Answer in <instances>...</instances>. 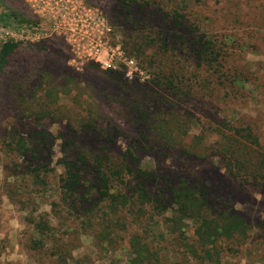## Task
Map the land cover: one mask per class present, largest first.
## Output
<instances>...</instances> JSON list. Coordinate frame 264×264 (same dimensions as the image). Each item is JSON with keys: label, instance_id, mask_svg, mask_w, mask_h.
<instances>
[{"label": "rangeland", "instance_id": "1", "mask_svg": "<svg viewBox=\"0 0 264 264\" xmlns=\"http://www.w3.org/2000/svg\"><path fill=\"white\" fill-rule=\"evenodd\" d=\"M136 3L0 0V14L17 17L0 25V53L17 45L0 59V264H130L132 236L157 250L160 264H264V0ZM143 3L163 16L154 25L130 13ZM206 40L217 46L215 68L193 51V41ZM112 54L116 73L98 63ZM135 68L138 81L126 80ZM37 132L51 137L47 153L38 151ZM14 134L31 150L23 158L6 151ZM132 146L140 167L153 174L150 192L166 197L185 181L204 192L213 212L239 216L247 240L220 242L211 257L198 249L196 257L175 236L146 235L125 211L108 234L97 223L103 214L90 212V171L80 198L61 199L64 159L83 155L91 164L101 154L116 164ZM39 164L48 170L44 187L27 176ZM40 221L51 229L45 240L47 231L35 229ZM187 227V243L197 249L195 227Z\"/></svg>", "mask_w": 264, "mask_h": 264}, {"label": "trees", "instance_id": "2", "mask_svg": "<svg viewBox=\"0 0 264 264\" xmlns=\"http://www.w3.org/2000/svg\"><path fill=\"white\" fill-rule=\"evenodd\" d=\"M122 3L129 7L136 3V0H122ZM146 6L147 3H143V5H138L140 9L133 10L134 8H131L130 13L136 11L134 15L143 19L146 18L148 23L154 25L163 16L147 12ZM16 18L12 14H0V25L8 27L11 19ZM172 21L177 29L182 26L181 21L177 17H174ZM21 23L29 24L30 22L21 20ZM179 39L181 40V38ZM193 43L195 44L193 51L199 60L213 68L218 66L219 54L216 51L217 46L215 43L210 40L205 42L193 41ZM16 48L17 45L14 43L6 44L0 53L1 61H5V58ZM165 58H160L162 61H159L157 65V69L161 73L166 69V65L163 63ZM167 61V63H170L168 58ZM36 137L39 153H43V151L47 153L48 142L51 137L45 132H37ZM63 145L65 146L64 153L66 158L69 156V144L64 142ZM5 148L7 152L18 158H23L31 152L25 139L15 134L12 136L11 142L5 145ZM136 152V149H133L132 146L127 151L122 162L116 164L112 163L110 157L102 156L101 154L96 156L91 164H88L83 155H80L74 163L64 159L62 164L64 175L60 178L61 199L67 203L73 198H80L79 190L85 180L84 170L90 171L95 175L94 184L96 185L94 205L90 212L93 213L97 209L98 212L103 214V222L97 223L108 234L117 224H120L121 217L118 216L125 211L131 222L138 226H145L146 235H151L153 238L156 232L157 238L161 241L164 240L166 234L175 236L176 241L182 243L183 247L196 257H199L198 249L205 256L211 257L210 253H212V250L215 251L217 249L220 242L247 240L249 227L239 216L229 212H213L209 208L204 192L199 188L188 185L185 181L170 187L166 197L165 194L150 192L146 182L153 178V174L140 167ZM127 160L128 165L126 164ZM79 163H81V166H78ZM47 174V166L44 164H39L37 167L27 171V176L38 187H44V180ZM129 183L131 184L130 190L127 189V193H123L121 187H127ZM113 189H115L114 192ZM166 199L169 200L171 206V214L168 218L164 217V213L167 211V207H165ZM147 209L149 211H146ZM154 214L158 216V219L154 220ZM111 215L115 216L116 220H112ZM162 218L164 219L163 222L160 221ZM189 222L195 227L193 236L198 245L197 249L194 244L187 243L186 234ZM35 226L36 231L40 235H44V231H47V234L43 236L44 240L47 239L46 236L51 230L48 225L44 221H40ZM44 240L38 242L40 246L44 245ZM128 242L132 256L130 264H160L161 259L157 250H151L139 236H132Z\"/></svg>", "mask_w": 264, "mask_h": 264}, {"label": "built area", "instance_id": "3", "mask_svg": "<svg viewBox=\"0 0 264 264\" xmlns=\"http://www.w3.org/2000/svg\"><path fill=\"white\" fill-rule=\"evenodd\" d=\"M95 51H96L95 55L97 56L100 51L99 50H95ZM117 54L120 56V59L123 60L127 66L133 65L132 62H127L126 59L125 60L123 59L122 53L119 50H117ZM113 57H114L113 54L109 58H108V55H107L104 60L98 61V63H100L101 68L103 70H109V71H112V72L116 73L117 68L113 65ZM136 70L137 69L135 68V69H132L131 72H126L124 74V78L126 80H128V81L137 82L138 80H136V78H134V75L136 74Z\"/></svg>", "mask_w": 264, "mask_h": 264}]
</instances>
